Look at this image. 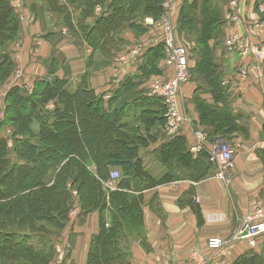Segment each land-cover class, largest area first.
Listing matches in <instances>:
<instances>
[{
	"label": "trees",
	"instance_id": "trees-1",
	"mask_svg": "<svg viewBox=\"0 0 264 264\" xmlns=\"http://www.w3.org/2000/svg\"><path fill=\"white\" fill-rule=\"evenodd\" d=\"M46 1V10L58 16L56 25L65 26L67 33H63L102 58L92 62L96 69L111 63L131 44L126 34L141 39L153 30L147 19L160 20L165 0ZM222 2L229 4V0ZM40 7L32 3L36 19L51 14ZM227 25L220 0H184L175 23L178 41L194 45L188 49L189 62L194 61L189 64V78L196 83V91L214 98L213 103L198 95L193 98L198 121L212 143L230 140L237 132L248 133L245 123L239 122L240 115L229 107L231 96L216 56L218 48L228 50ZM21 34L22 22L12 0H0V87L14 72V44ZM166 58L164 43L157 36L135 59L137 72L126 75L107 100L85 77L74 91L68 90L66 79L53 76L54 64H49V73L38 78L31 91L19 84L8 89L5 117L0 118L1 186L6 179V186L0 187V264H50L75 204L81 219L101 212L87 264H130L131 241L143 235L144 192L184 179L199 182L215 174L208 152H191L182 126L173 135L166 133L164 99L149 95L148 80L155 74L165 75ZM88 61L90 66L92 57ZM67 120L73 130L64 139L65 150L49 151L54 128ZM8 140L13 144L9 146ZM42 152L44 171L34 173ZM146 156L164 166L160 177L147 168ZM115 169L117 187L108 190L105 184ZM149 204L160 213L157 195ZM106 210L109 225L103 215ZM261 238L264 235L258 239L260 250H247L235 264H264Z\"/></svg>",
	"mask_w": 264,
	"mask_h": 264
},
{
	"label": "crops",
	"instance_id": "crops-1",
	"mask_svg": "<svg viewBox=\"0 0 264 264\" xmlns=\"http://www.w3.org/2000/svg\"><path fill=\"white\" fill-rule=\"evenodd\" d=\"M240 2L243 4V16L239 24L230 21L231 6L230 9L225 6L223 16L228 19L226 35L229 37L238 34L253 50L258 49L260 53L246 56L228 53L222 48L216 50L217 61L223 67L224 81L231 96L229 107L240 115L239 122L245 123L248 128L247 135L237 132L228 140L234 149L233 166L227 172L229 184L213 174L199 182L184 179L146 190L143 194V235L141 239L134 238L131 241V264L185 262L194 250L207 252V242L211 238L227 239L232 236L239 220L251 213L254 205L264 206V20L255 13L254 4L246 5L247 0ZM32 3L51 14L39 19L35 16L34 19L26 17L25 21H21L22 34L20 41L14 44V51L16 63L24 71V84L33 89L35 81L49 73V64H54L56 69L53 76L66 79L68 90L74 91L85 77L96 93L103 94L107 100L126 75L137 72L138 62L133 60L130 61L131 64H122L118 57L111 63L94 69L91 67L94 60L102 62L97 52L94 55L91 47L63 33H67L65 26L56 25L58 16L50 9L46 10V0L25 3L28 15L33 14ZM131 35L130 33L129 36ZM153 40L151 31L141 39L146 47ZM90 57L92 61L89 66ZM240 69L246 70L247 74L241 75ZM164 74L152 75L148 82L173 77L174 66L167 65ZM196 90L194 81L188 80L183 87L180 104L186 118L181 129L194 155L201 151L209 154L213 143L204 133L205 127L198 121L193 98L198 95L208 103H213L214 98L210 93ZM151 147L155 148L157 145ZM144 160L156 177H160L165 171L164 166L152 157L146 156ZM105 186L108 190L115 189L116 180ZM154 195H157L160 213L155 212L149 204ZM103 215L109 225V211H104ZM100 219L101 212L96 210L88 214L83 223L73 231L71 229L74 224L70 222L67 225L66 232H71L72 245L69 252L73 264H87L91 241L100 230ZM263 240L261 238L260 244ZM251 248L246 241H237L226 244L218 253L224 263H227ZM254 249L260 250V245Z\"/></svg>",
	"mask_w": 264,
	"mask_h": 264
},
{
	"label": "built area",
	"instance_id": "built-area-1",
	"mask_svg": "<svg viewBox=\"0 0 264 264\" xmlns=\"http://www.w3.org/2000/svg\"><path fill=\"white\" fill-rule=\"evenodd\" d=\"M184 0H165L162 3L163 13L159 21L154 22L153 19L148 18L147 22L154 25L151 30L152 37L158 36L163 41L166 50L167 65H172L175 68L173 77L165 80L153 81L149 87V95H157L164 99L167 107V122L166 133L168 135L175 134L178 129L185 123V114L181 109L180 96L182 93L183 83L188 82L189 79V53L185 44L178 41L175 32V23L178 17V10L183 4ZM231 6V15L229 17L231 22L239 24L243 14L242 3L240 0H229ZM25 5L23 0H14L13 8L19 15L21 21H25L26 17L34 19L33 14L28 15L25 12ZM264 12V9H263ZM150 21V22H149ZM154 39V37H153ZM148 42V41H147ZM150 43V42H149ZM227 43L232 47L235 46L240 55H250L260 53L258 49L253 50V47L246 41L242 40L238 34L230 35ZM146 47V43L142 42L131 49H127L119 54L118 60L120 63H129L139 57ZM24 71L19 69L14 73L13 81L7 87H12L16 84L22 85L29 91L32 87L22 82ZM241 75H246V70L240 69ZM6 91L2 92L1 97L4 98ZM0 118L2 116L0 115ZM199 138L201 136L198 135ZM233 150L230 145L223 139H219L213 143L209 151V159L216 166L215 176L226 180L227 172L233 166ZM119 177L118 171H112L110 180L107 183L115 181ZM227 181V180H226ZM255 213L247 216L239 228L234 232V236L229 242L227 239L221 237H214L208 240V253H202L200 250H194L189 256L187 262L176 264H224L221 259V254L218 253L226 244L237 241H246L250 247L256 248L258 246V239L264 235V207H257ZM54 247V256L50 264H73L71 258L68 256L70 245L59 238Z\"/></svg>",
	"mask_w": 264,
	"mask_h": 264
},
{
	"label": "rangeland",
	"instance_id": "rangeland-1",
	"mask_svg": "<svg viewBox=\"0 0 264 264\" xmlns=\"http://www.w3.org/2000/svg\"><path fill=\"white\" fill-rule=\"evenodd\" d=\"M248 3H250L251 5H253L254 4V8H255V13L258 15V16H264V12H263V9H264V0H247V2H246V5H248ZM220 5H221V7H222V11H225V6L227 7V8H229L230 9V5H228V3H224V2H222L221 3V0H220ZM243 5V4H242ZM242 10H243V7H242ZM52 12H54V11H52ZM98 12H99V10H98ZM71 13V12H70ZM72 14V13H71ZM241 14H243V11L241 12ZM61 17H63L62 15H61ZM152 19V18H151ZM58 20V19H57ZM56 20V21H57ZM61 20H62V18H61ZM150 22V21H149ZM150 23H152V22H150ZM175 29H176V26H175ZM148 32L149 31H147L146 33H145V35H147L148 34ZM149 34H150V32H149ZM133 36V37H132ZM154 37V40H156V38H157V36L155 37V36H153ZM20 38H21V36H20ZM20 38L18 39V41H20ZM125 38H127L128 40H130V42H131V44L126 48H124L123 50H121V51H126L127 49H131V48H133V47H135L136 45H138L139 43H142L143 41H140L141 39H140V37L139 38H134V35L132 34L131 36H129L128 34H126V37ZM227 39H228V37H227ZM183 42V41H182ZM189 42V41H188ZM183 44H185V46H186V49H187V51H188V49H190L191 47H193L194 45L193 44H187V42L186 41H184V43ZM228 44V43H227ZM238 49L235 47V46H230L229 44H228V50H227V52L229 53H238V54H240L238 51H237ZM226 52V51H225ZM224 55H225V53H224ZM191 60V62H189V64L191 65V64H193V60L192 59H190ZM119 61V60H118ZM123 64V63H122ZM125 64V63H124ZM129 64H131V62L129 63ZM18 68L19 69H22V68H20V66L19 65H17V63H16V66H15V68H14V72H13V74L1 85V87H0V115L2 116V118L1 119H3L4 117H5V111H6V101H5V97L4 98H2L1 97V95H2V92H4V91H6V93H7V91H8V89H9V87H7L6 88V85H8V83L10 82V79L12 78V77H14V73L18 70ZM23 70V69H22ZM174 72H175V68H174ZM189 75V74H188ZM161 80H164V79H161ZM189 81H191L192 82V80L189 78L188 79ZM153 81H159V79H154V80H152L149 84H151ZM187 83V82H186ZM186 83H183V86H182V90H183V87H184V85L186 84ZM11 88V87H10ZM6 96V95H5ZM54 130H55V135L54 134H52V137H53V141H49L48 142V146L50 147V149H52V150H49V151H53V150H65V142H64V139L65 138H67V137H71V134H72V130H73V128H72V125H71V123H70V120H67V122L64 124V125H62V126H57V127H55L54 128ZM6 133V135L7 136H9V130H7V132H5ZM223 140H225L228 144L230 143L228 140H226V138H224ZM8 144H9V146L11 145V144H13L12 143V141L11 140H8ZM231 144V143H230ZM229 144V145H230ZM232 146V147H231ZM230 147L232 148V150H233V153H234V149H233V145H231ZM44 152H42L41 154H40V157H39V159H38V161H37V163H38V167L36 168V170H35V172L34 173H38V172H42L43 173V171H44ZM30 161V160H29ZM28 163H30V162H28ZM61 167H64V166H61ZM64 169V168H63ZM56 173L57 172H54V177L56 176ZM30 176H31V174H30ZM12 178V177H11ZM13 179V178H12ZM11 179V180H12ZM6 179H4V183H2V186L0 185V187H3V186H6L5 184H6V181H5ZM227 180V181H226ZM226 180H224L225 181V183L226 184H229V182H228V180H229V177L227 176L226 177ZM5 192H6V195H7V198H8V194H7V188L5 189ZM73 194L74 195H76V196H78V193H77V191L76 190H74L73 191ZM12 196V194L10 195V197ZM259 206H261V207H264V206H262L261 204H256V205H254V208L252 209V211H251V213H249L248 215H246V216H244L243 218H241L240 220H239V222H238V224L236 225V230L239 228V226L241 225V223L243 222V220L247 217V216H249V215H253L254 213H255V209L257 208V207H259ZM78 213H79V207H78V205L77 204H75L74 206H73V208L70 210V212H69V216H70V218H69V222H72L74 225H73V227H72V229H71V231H73V229H75L76 228V226H78L79 224H81V223H83V221H84V219H81V217H79L78 216ZM76 216V219H74V217ZM79 217V218H78ZM67 229V226L64 228V230H62V233L60 234L61 236H60V239H62V240H65V242H67L69 245H72V243H71V232L70 233H67L66 231H68V229ZM235 230V231H236ZM234 235H232V236H230V237H228L227 238V240L229 241V242H232L231 241V239H232V237H233ZM73 238V237H72ZM141 239V238H140ZM241 241H243V240H241ZM58 242H60L59 240H57V242H56V244L58 243ZM92 242V241H91ZM251 248V247H250ZM90 249V248H89ZM252 249V248H251ZM69 251H71V250H69ZM200 252H202V253H208V251L207 252H204V251H200ZM246 252V251H245ZM243 254V253H242ZM68 256L71 258V254H70V252L68 253ZM240 256V255H239ZM238 256V257H239ZM238 257H236L235 259L233 258H231L230 260H229V262H227V263H225V264H235L236 262H237V260H238ZM87 259H88V257H87ZM72 260V259H71ZM189 260V259H188ZM188 260H186L185 262H187ZM10 264V263H9ZM130 264H131V262H130Z\"/></svg>",
	"mask_w": 264,
	"mask_h": 264
},
{
	"label": "bare ground",
	"instance_id": "bare-ground-1",
	"mask_svg": "<svg viewBox=\"0 0 264 264\" xmlns=\"http://www.w3.org/2000/svg\"><path fill=\"white\" fill-rule=\"evenodd\" d=\"M219 140V139H218Z\"/></svg>",
	"mask_w": 264,
	"mask_h": 264
}]
</instances>
